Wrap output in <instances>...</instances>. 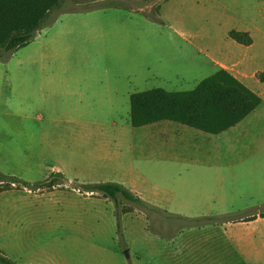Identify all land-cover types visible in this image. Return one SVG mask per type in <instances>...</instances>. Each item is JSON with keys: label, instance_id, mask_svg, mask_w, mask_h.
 Segmentation results:
<instances>
[{"label": "rangeland", "instance_id": "rangeland-1", "mask_svg": "<svg viewBox=\"0 0 264 264\" xmlns=\"http://www.w3.org/2000/svg\"><path fill=\"white\" fill-rule=\"evenodd\" d=\"M80 2L65 0L27 46L0 51L1 173L30 183L57 172L77 181L73 177L79 171L110 180L104 176L117 178L122 172L121 154L132 161L130 144L120 149L99 137L78 136V123L69 119L74 98L64 96L66 88L81 91L87 102L92 92L101 98L102 89L116 84L132 93L187 91L212 74L213 59L239 77H250L264 97V0ZM232 30L250 32L253 44L238 43ZM52 72L58 75L59 114L41 102ZM118 108L117 124L126 126L131 110L127 93ZM114 129L98 126L92 136ZM221 137L215 154L234 165L235 206L253 197L264 209V169L242 170V165L264 163V103ZM126 168L133 171L130 163ZM152 175L150 181L137 179L144 200L149 194L180 206L176 202L184 187L177 179ZM61 184L56 191L58 184L39 189L0 185V249L6 257L18 264H141L148 246L161 239L164 225L190 224L169 218L166 208L154 202L145 200L160 210L120 197L119 229L112 199L82 190L77 182Z\"/></svg>", "mask_w": 264, "mask_h": 264}, {"label": "crops", "instance_id": "crops-1", "mask_svg": "<svg viewBox=\"0 0 264 264\" xmlns=\"http://www.w3.org/2000/svg\"><path fill=\"white\" fill-rule=\"evenodd\" d=\"M210 62L216 65L212 74L221 68L227 69L224 62L213 59ZM229 71L256 92L249 81L250 77H239L231 70ZM57 77V73L52 72V77L49 79L50 88L44 94L42 93L41 100L44 105L51 107L50 112L54 114H59L60 111ZM260 82L264 83V80L260 79ZM122 87L120 84L109 85L106 89H102L104 93L101 98L92 92L88 95L91 99L89 102L85 100L81 91L72 87L64 89V96L67 94L74 98L70 104V114L69 112L68 114L69 119L79 125L78 136L99 137L107 142L115 143L120 149L130 144L131 158L133 157L132 161H129L121 154L117 163L122 172L116 174L117 178L109 173L104 177L112 179L102 180L103 174L96 177L79 171L73 177L77 181L72 180L71 177L66 179L64 176L67 182H77L80 185L101 182L118 183L122 182L120 180L122 178L125 179L124 181L127 180L122 182V185L125 187L129 185L130 187L127 188L144 200L143 192L139 189L137 182L139 176H147V181H150L152 172L159 177L177 179L178 185L184 187L180 200L176 202L180 206L163 203L158 198L152 199L149 194L145 200L165 207L170 213L169 218L185 219L190 224L164 225L161 239L158 243L148 246L147 258L145 263L141 264H264V215H262L264 209L258 206L260 204L253 202L255 201L253 197L242 206H235V189L231 183L234 165H226L223 160L220 162L215 154L221 148L220 142L223 141L221 136L232 127L220 134H210L172 120H161L133 127L131 110L130 123L127 122L126 126L119 125L117 119L120 114L118 108L120 99L127 93L131 105L133 94L124 91ZM256 93L261 96V104H263L264 97L261 93ZM98 126L117 127V129L110 133L98 132L92 136V132ZM223 144L228 146L229 141ZM132 150L135 152L133 153ZM129 163L133 166L131 172H127L126 168ZM242 166H244L242 169L244 172H250L252 169L260 172L264 169V163L260 162ZM219 169L221 177L218 174ZM61 170V168L56 169V171ZM59 173L63 174V172ZM62 185L64 184H58V188L54 191L59 190ZM215 217L221 219L210 220Z\"/></svg>", "mask_w": 264, "mask_h": 264}, {"label": "trees", "instance_id": "trees-1", "mask_svg": "<svg viewBox=\"0 0 264 264\" xmlns=\"http://www.w3.org/2000/svg\"><path fill=\"white\" fill-rule=\"evenodd\" d=\"M73 1L81 3V0ZM64 2L65 0H0V51L11 52L27 46L45 25L50 14L62 8ZM229 34L243 45H251L254 42L248 31L232 30ZM261 103L262 98L259 94L229 70L221 68L201 80L192 90L168 91L164 88H153L133 93L131 123L133 127H140L161 120H172L210 134H220L241 122ZM64 181H66L64 175L59 172L53 173L45 181L36 183L0 172V185L19 183L28 188L39 189ZM82 190L102 194L115 202L119 229L122 220V211L119 210L120 197L146 209L155 211L159 209L116 182L86 184L82 185ZM0 263L18 264L6 257L1 249Z\"/></svg>", "mask_w": 264, "mask_h": 264}]
</instances>
